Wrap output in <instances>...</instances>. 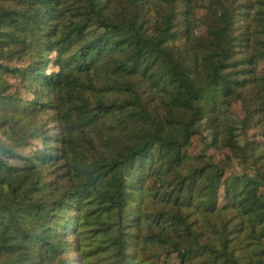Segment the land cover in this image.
Segmentation results:
<instances>
[{"label": "trees", "instance_id": "1", "mask_svg": "<svg viewBox=\"0 0 264 264\" xmlns=\"http://www.w3.org/2000/svg\"><path fill=\"white\" fill-rule=\"evenodd\" d=\"M14 1L0 264H264V0Z\"/></svg>", "mask_w": 264, "mask_h": 264}, {"label": "rangeland", "instance_id": "2", "mask_svg": "<svg viewBox=\"0 0 264 264\" xmlns=\"http://www.w3.org/2000/svg\"><path fill=\"white\" fill-rule=\"evenodd\" d=\"M9 3H12V2H8V4ZM14 3L17 7L26 9L24 2H22L21 0H16V1H14ZM63 107L65 108V112L63 114V117L65 119L66 125L68 127H70L73 123L74 110L77 108V103L75 101H64ZM68 127H65L68 131L71 130V131L75 132L78 130V129H70ZM235 163H236V161H234V164ZM234 171L238 172L239 169L234 168ZM71 233H72V235L68 236V238H70V240L73 238L74 232H71ZM71 233H69V234H71ZM68 256H69V258L73 259V264H81V263H78V261H76V253L73 252L72 254H69Z\"/></svg>", "mask_w": 264, "mask_h": 264}]
</instances>
